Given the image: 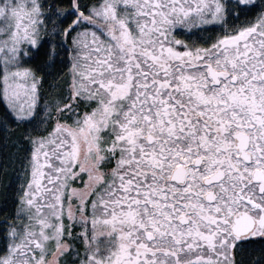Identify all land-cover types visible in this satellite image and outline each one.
<instances>
[{
	"label": "snow or ice",
	"instance_id": "6c2138e0",
	"mask_svg": "<svg viewBox=\"0 0 264 264\" xmlns=\"http://www.w3.org/2000/svg\"><path fill=\"white\" fill-rule=\"evenodd\" d=\"M0 264H264V0H0Z\"/></svg>",
	"mask_w": 264,
	"mask_h": 264
},
{
	"label": "trees",
	"instance_id": "16d2710c",
	"mask_svg": "<svg viewBox=\"0 0 264 264\" xmlns=\"http://www.w3.org/2000/svg\"><path fill=\"white\" fill-rule=\"evenodd\" d=\"M4 198H5V193H4L3 189L0 188V205L3 204Z\"/></svg>",
	"mask_w": 264,
	"mask_h": 264
}]
</instances>
